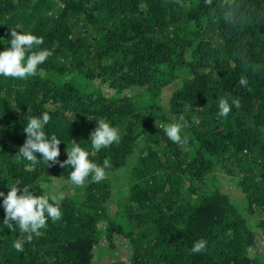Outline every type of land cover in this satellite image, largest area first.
<instances>
[{"label": "trees", "instance_id": "16d2710c", "mask_svg": "<svg viewBox=\"0 0 264 264\" xmlns=\"http://www.w3.org/2000/svg\"><path fill=\"white\" fill-rule=\"evenodd\" d=\"M12 28L52 55L34 77H0V191L58 184L65 199L23 253L0 227V264H264V0H0V36ZM220 99L239 107L217 117ZM43 112L58 160L80 143L109 161L104 180L15 157ZM181 116L173 143L162 128ZM100 119L120 140L96 151Z\"/></svg>", "mask_w": 264, "mask_h": 264}, {"label": "clouds", "instance_id": "9594fccd", "mask_svg": "<svg viewBox=\"0 0 264 264\" xmlns=\"http://www.w3.org/2000/svg\"><path fill=\"white\" fill-rule=\"evenodd\" d=\"M43 44V37L19 28L11 29L8 40L0 36V45H4L3 50L0 51V77L24 80L36 76L38 72L42 73L43 69L40 66L52 55L50 49L41 47ZM239 83L241 86L247 85V81L243 78ZM233 106L239 107V102L233 100L230 105L228 100L220 99L217 117H227ZM27 117L23 129L26 140L15 155L18 160L29 162L25 165L26 168L36 165L39 161H44L46 164L49 162L59 163L62 168L67 165L68 168H71L69 181L76 186L84 185L89 177L93 183H100L104 180L107 175L106 170L110 167L108 160L105 159L102 164L93 162L89 158V152L81 147L80 143L73 141L71 149H66L67 159L58 160L59 145L63 140L56 134L46 131L50 120L49 113L43 112L38 116L27 115ZM183 120L184 118L181 116L178 120H174L162 128L165 136L173 143H179L182 139ZM96 121L97 125L88 139L94 150L99 151L114 143H119L118 128L103 119ZM37 154H41L42 158L38 159ZM9 188L6 195L0 191L2 207L5 212L0 227H6L11 231L19 230L21 238L14 241L13 248L15 251L23 253L24 245L30 243L34 235H40L41 230L47 227L49 220L59 221L62 219L63 213L60 205L65 199V195L58 184L50 185L42 195L34 194L32 186L21 188L12 184ZM206 246V241L200 239L193 243L191 251L197 254L203 251Z\"/></svg>", "mask_w": 264, "mask_h": 264}]
</instances>
